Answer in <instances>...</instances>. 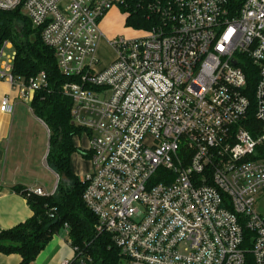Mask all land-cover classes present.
<instances>
[{
  "label": "built area",
  "instance_id": "obj_1",
  "mask_svg": "<svg viewBox=\"0 0 264 264\" xmlns=\"http://www.w3.org/2000/svg\"><path fill=\"white\" fill-rule=\"evenodd\" d=\"M125 1L0 0L40 28L74 78L62 90L88 135L90 169L79 178L95 232L129 264H264V0H155L160 22L109 39L115 58L97 69L100 20ZM14 56L4 40L0 80L30 104L46 75L17 80ZM246 60L258 70L254 124ZM12 107L5 95L0 111Z\"/></svg>",
  "mask_w": 264,
  "mask_h": 264
},
{
  "label": "trees",
  "instance_id": "obj_2",
  "mask_svg": "<svg viewBox=\"0 0 264 264\" xmlns=\"http://www.w3.org/2000/svg\"><path fill=\"white\" fill-rule=\"evenodd\" d=\"M153 1L126 0L120 5L125 27L149 30L158 24V16L149 9ZM4 40L11 41L15 50L14 78L28 83L41 71L46 75V87L34 92L29 106L49 131L46 164L59 179L53 193L42 196L14 186L25 196L32 216L9 229H0V254L17 253L21 256L19 264H30L53 234L65 227L76 248L71 264H125L110 235L95 232L96 216L82 198L84 184L71 169V155L76 150L89 157V152L74 146L73 138L86 131L71 120L72 101L62 90L74 78L59 71L54 50L42 41L40 28L33 27L20 8L0 10V47ZM239 64L247 77L244 92L251 99L248 121L254 124L252 93L258 70L249 60Z\"/></svg>",
  "mask_w": 264,
  "mask_h": 264
},
{
  "label": "crops",
  "instance_id": "obj_3",
  "mask_svg": "<svg viewBox=\"0 0 264 264\" xmlns=\"http://www.w3.org/2000/svg\"><path fill=\"white\" fill-rule=\"evenodd\" d=\"M119 13L117 7H112L101 20L107 15L115 17ZM109 39L106 37V40ZM105 45L109 47L108 42ZM96 57V68L102 69L114 60L115 54L101 66H98L97 49ZM5 95L11 98L13 107L10 112L0 111V229H9L32 216L25 196L15 191L14 186L20 185L30 192L41 188L44 193L46 191V194H51L56 185V174L46 164L49 133L46 125L33 114L29 104L18 98L17 91L8 82L0 80V100ZM45 142L47 148L44 154ZM50 178L55 179L52 191ZM73 248L68 232L63 227L53 234L30 264H61L64 260H72L75 255ZM20 260L21 256L17 253L0 254V264H19Z\"/></svg>",
  "mask_w": 264,
  "mask_h": 264
},
{
  "label": "rangeland",
  "instance_id": "obj_4",
  "mask_svg": "<svg viewBox=\"0 0 264 264\" xmlns=\"http://www.w3.org/2000/svg\"><path fill=\"white\" fill-rule=\"evenodd\" d=\"M118 9L120 6H116ZM123 19V21H122ZM125 27L124 25V17L121 13L119 15L111 16L107 15L104 17V19L101 20L100 23V28L103 32L102 38L100 42H98V47H97V52H98V59H99V65L101 66L110 59L113 58V50L110 47H107L105 45V42L107 43L108 40H106V37L109 38H114V37H119V36H126V37H132V36H137L141 34V30L143 29H132L129 27H126L125 30L123 28ZM129 28V29H128ZM6 52H10V49H6ZM73 143L76 148H80L81 150L87 152L88 151V135L85 133H82L81 135H77L73 138ZM47 142L44 144V154L46 152V146ZM70 164H71V169L73 172L81 177L84 173H86L89 168V160L88 157L84 156L83 154L79 153L78 150H76L72 155L70 159ZM50 191H52L53 186L55 184V179L50 178ZM48 187V182L46 184ZM46 193V191H45ZM256 209L258 212H260L264 216V198H260L258 202L256 203ZM125 264H129L125 262Z\"/></svg>",
  "mask_w": 264,
  "mask_h": 264
}]
</instances>
